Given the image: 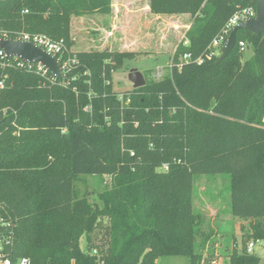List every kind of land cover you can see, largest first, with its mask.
Returning <instances> with one entry per match:
<instances>
[{"label": "trees", "instance_id": "1", "mask_svg": "<svg viewBox=\"0 0 264 264\" xmlns=\"http://www.w3.org/2000/svg\"><path fill=\"white\" fill-rule=\"evenodd\" d=\"M250 6L256 0H150L154 14L189 13L193 20L169 72L145 76L143 86L119 95L112 72L134 53L73 50L70 29L72 16L111 13L112 0H0V38L45 34L65 42L62 62L76 59L60 78L0 56L4 257L156 264L183 256L188 264H207L223 244V264H264L246 252L248 241L264 239V32L240 29L224 59L211 53L229 18ZM241 41L252 49L247 59ZM197 174L229 175V212L249 221L239 237L218 236L193 209ZM82 175L111 177L110 188L98 194L101 207L76 194ZM103 218L109 224L97 245L92 234ZM205 245L207 258L196 250Z\"/></svg>", "mask_w": 264, "mask_h": 264}, {"label": "rangeland", "instance_id": "2", "mask_svg": "<svg viewBox=\"0 0 264 264\" xmlns=\"http://www.w3.org/2000/svg\"><path fill=\"white\" fill-rule=\"evenodd\" d=\"M149 4L150 0H112V11L109 14L71 17L73 50L110 49L134 53L131 58L124 59L119 69L112 72V88L119 95L133 88L128 80L131 69L140 71L147 79H159L169 72L171 56L178 43L184 39L193 20V16L189 13L154 14L150 12ZM212 48L216 52L220 49L219 46H212ZM218 53L220 54V50ZM251 56L252 49L245 44L243 58L247 59ZM163 169H165L164 166L158 168V170ZM110 182V176L82 175L75 181L74 189L79 197L86 196L89 202L101 207L102 203L98 194L108 190ZM229 200L228 174L194 175L193 209L201 212L209 220L211 226L212 216L215 213L218 216L227 209L229 211ZM240 221L235 232L232 231L233 219L230 215L228 217L219 216L214 221V225L226 238L232 234L239 237L241 226L247 227L249 222L248 220ZM101 223V227L96 228L92 234V239L97 245L104 242V239L99 240L98 238H101L102 227L107 226L109 221L103 218ZM95 235H97L96 238ZM80 247L85 251L84 237L80 239ZM93 250H91L92 254H94ZM196 250L207 258V252H209L207 245L197 247ZM225 252L223 244L216 245L212 259H209L207 264H223L226 257ZM96 255L99 256V254ZM258 255L262 257L264 252L260 251ZM156 264H188V260L183 256H167L159 258ZM202 264H206L204 260Z\"/></svg>", "mask_w": 264, "mask_h": 264}, {"label": "water", "instance_id": "3", "mask_svg": "<svg viewBox=\"0 0 264 264\" xmlns=\"http://www.w3.org/2000/svg\"><path fill=\"white\" fill-rule=\"evenodd\" d=\"M240 29H245L255 34L264 32V0H256V14L254 17L245 19L233 26L226 41L220 47L217 61L224 59L233 49L236 43L237 31ZM0 49L7 57H15L23 62L40 63L52 75L60 78L66 77L58 58L31 42L12 38H0ZM128 80L132 83L133 88H138L145 84L144 75L136 69L130 70Z\"/></svg>", "mask_w": 264, "mask_h": 264}, {"label": "built area", "instance_id": "4", "mask_svg": "<svg viewBox=\"0 0 264 264\" xmlns=\"http://www.w3.org/2000/svg\"><path fill=\"white\" fill-rule=\"evenodd\" d=\"M256 14V8L253 7H245V8H241L238 9L227 21L225 27L222 29V31L220 32V34L215 37L211 43V47L213 46H219L221 47L224 42L226 41V38L228 36V34L230 33V31L232 30L233 26L238 24L239 22L248 19V18H252L254 17ZM16 40H24V41H28L33 43L34 45L41 47L42 49H44L45 51L49 52L52 55H55L58 60L61 63V68L64 71V73L66 71L69 70L70 65L72 63L76 62L75 58H67L65 59L63 62L60 60V56H62L64 54V52L66 51V45L65 42L62 39L59 40H52L51 38H49L48 36H46L45 34H40V33H35V34H29V33H23L20 34L18 37L15 38ZM240 45V49L244 50V46L245 44L241 41L239 42ZM220 49H218V51L216 52L215 50H213L211 53L212 54H218ZM0 56L2 57H7L5 55V53L0 49ZM182 59L184 61H187L190 59V54H184ZM20 63H26L29 66H32L33 64L36 65V70L40 71L42 73H46L49 72L44 66H42L40 63H34V62H23L22 60L18 59ZM197 62H200L201 59H197ZM54 76V75H53ZM3 87V81L0 80V88ZM164 168L167 169V166L164 165ZM264 247V239H251L250 241H248L247 246H246V252L247 253H255V250L258 247ZM94 254L96 253V249H94L92 251ZM97 254V253H96ZM0 264H30L29 259L28 258H20L19 260H17L16 262L11 261L10 259L6 258L3 256L2 253V245L0 244ZM97 264H103V261L99 260L97 261ZM202 264V263H201Z\"/></svg>", "mask_w": 264, "mask_h": 264}, {"label": "crops", "instance_id": "5", "mask_svg": "<svg viewBox=\"0 0 264 264\" xmlns=\"http://www.w3.org/2000/svg\"><path fill=\"white\" fill-rule=\"evenodd\" d=\"M226 213H229V214H226ZM226 216V217H228V215H230L231 217H232V219H233V230L232 231H234L235 232V230L239 227V225H240V223H241V221L239 220V219H237V218H235V217H233L232 215H231V213L228 211V209L226 210V211H223L221 214H219L218 216H217V214L215 213L213 216H212V221H211V223H212V227L215 229V231H216V233L218 234V235H221V236H223L222 234H220V232H219V230L218 229H216L215 228V225H214V221L220 216ZM260 251H263L264 252V247H258L256 250H255V253H257L258 254V252H260ZM260 257V259H261V262H264V255H262V257L261 256H259Z\"/></svg>", "mask_w": 264, "mask_h": 264}]
</instances>
